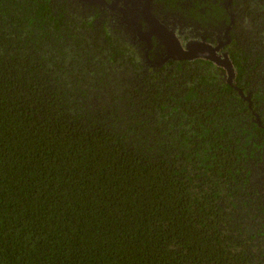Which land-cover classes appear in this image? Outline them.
I'll return each mask as SVG.
<instances>
[{
    "label": "trees",
    "instance_id": "16d2710c",
    "mask_svg": "<svg viewBox=\"0 0 264 264\" xmlns=\"http://www.w3.org/2000/svg\"><path fill=\"white\" fill-rule=\"evenodd\" d=\"M233 3L231 86L143 74L72 0H0V264H264V0Z\"/></svg>",
    "mask_w": 264,
    "mask_h": 264
},
{
    "label": "flooded vegetation",
    "instance_id": "af4514ba",
    "mask_svg": "<svg viewBox=\"0 0 264 264\" xmlns=\"http://www.w3.org/2000/svg\"><path fill=\"white\" fill-rule=\"evenodd\" d=\"M72 4L77 14H87L86 21H92L94 28L102 29L101 34L106 29L112 35L111 42L118 43L126 53L135 56L137 70L143 74L169 69L175 62L204 60L221 69L227 82V70L214 62L199 58L174 59L179 48L187 51V45L198 43L218 48L212 56L216 61H223L227 55L234 73L229 83L231 86L235 83L236 72L230 53L239 46L242 20L239 17L240 9L233 0L220 3L227 19L214 13L212 16L206 15V3L197 7V12L202 15L199 18L191 16L190 8L196 7L191 2L178 4L177 9L162 0H72ZM166 34L172 40L170 43L165 40ZM255 115L256 122H260L258 126L263 127L264 115ZM261 166L264 167V151Z\"/></svg>",
    "mask_w": 264,
    "mask_h": 264
},
{
    "label": "water",
    "instance_id": "95a60500",
    "mask_svg": "<svg viewBox=\"0 0 264 264\" xmlns=\"http://www.w3.org/2000/svg\"><path fill=\"white\" fill-rule=\"evenodd\" d=\"M167 41H169V43L172 41L170 39L169 34H166V39ZM218 48H211L210 46H205L203 44H198V43H191L189 45H187V51H183L180 48L178 49V51L175 53V57L174 59L176 60H193V59H205L211 62H214L216 65L218 66H222L227 70V76H228V84L229 83V79H232L234 77V73L232 70V65L231 62L229 61L227 55L224 56L223 61L217 60L212 57L214 55L215 50H217ZM208 52V53H207ZM235 90L238 92L239 96L246 101L249 104H251V94H245L244 91L238 87H235ZM257 124L259 125L260 122L259 120L257 121ZM264 127V126H263Z\"/></svg>",
    "mask_w": 264,
    "mask_h": 264
}]
</instances>
